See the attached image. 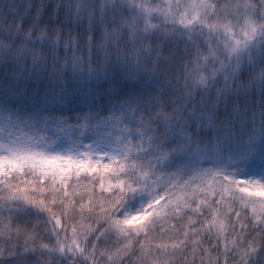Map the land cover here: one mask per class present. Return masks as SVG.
Returning a JSON list of instances; mask_svg holds the SVG:
<instances>
[{
  "label": "snow or ice",
  "instance_id": "obj_1",
  "mask_svg": "<svg viewBox=\"0 0 264 264\" xmlns=\"http://www.w3.org/2000/svg\"><path fill=\"white\" fill-rule=\"evenodd\" d=\"M0 264H264V0H0Z\"/></svg>",
  "mask_w": 264,
  "mask_h": 264
}]
</instances>
